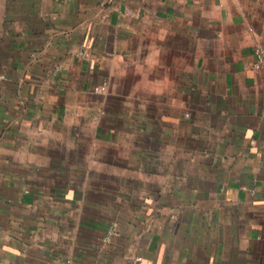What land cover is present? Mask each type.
<instances>
[{"label": "crops", "instance_id": "0c3cea01", "mask_svg": "<svg viewBox=\"0 0 264 264\" xmlns=\"http://www.w3.org/2000/svg\"><path fill=\"white\" fill-rule=\"evenodd\" d=\"M264 0H0V264H264Z\"/></svg>", "mask_w": 264, "mask_h": 264}, {"label": "built area", "instance_id": "2783aa9c", "mask_svg": "<svg viewBox=\"0 0 264 264\" xmlns=\"http://www.w3.org/2000/svg\"><path fill=\"white\" fill-rule=\"evenodd\" d=\"M255 57L256 59L254 60L252 64V68L261 74H264V48L261 46H258L255 49Z\"/></svg>", "mask_w": 264, "mask_h": 264}]
</instances>
